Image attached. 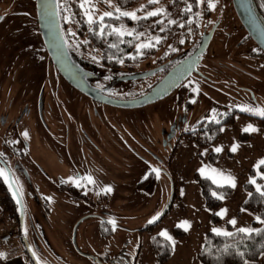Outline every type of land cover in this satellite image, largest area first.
I'll use <instances>...</instances> for the list:
<instances>
[{"label": "flooded vegetation", "instance_id": "flooded-vegetation-1", "mask_svg": "<svg viewBox=\"0 0 264 264\" xmlns=\"http://www.w3.org/2000/svg\"><path fill=\"white\" fill-rule=\"evenodd\" d=\"M54 2L67 53L84 71L86 82L106 96L120 98L116 94L117 88L119 84L127 82L134 85L138 83L143 89L146 86L145 91L174 64L200 52V59L194 70L167 93H174L178 99L193 94L194 85L189 83V77L194 76L197 81H211L199 70L198 64L205 50L210 47L214 32L220 30L225 35L230 33L224 29L228 25L225 13L230 16L237 42L246 44L245 55L257 63L264 61V52L240 26L230 0H212L216 3L214 9L208 8V0L205 3H197V0H175V3L172 0H162L161 4L170 16L149 17L140 21L128 17L120 20L105 18L106 24L112 27L123 25L129 30L145 32L146 35L140 37V41L129 36H95L88 31V25L84 22V9L79 7L81 0ZM94 2L97 16L104 11H113L108 4L98 0ZM113 3L122 10L133 11L142 4H147V0H113ZM188 4L192 5V11L184 12L183 9ZM137 15L143 16L144 12H137ZM65 16H69L70 21L66 22ZM169 19L176 20L177 23L169 25ZM156 20L163 23L155 24ZM181 24L183 27H180ZM165 26L166 31L160 32L159 29ZM93 28L98 31L97 25H93ZM69 30L75 36L70 35ZM155 35L166 39L156 47L144 50L143 56L130 58L136 55V43ZM119 39L132 40V43H120L119 50L108 47L111 43H119ZM85 40L88 41L87 44L83 43ZM181 40H184L183 44L180 43ZM172 48L176 51H172ZM119 59L124 62L119 63ZM133 74L144 76L120 80L121 77ZM132 95L136 96L134 93ZM115 107L124 108L86 96L56 71L40 37L35 0H0V168L5 169L13 187L10 188L3 177H0V183L5 201L14 214V221L10 220L15 225L14 235L20 238L27 259L28 253L33 256V252L36 254L33 258L39 264H44L46 258L58 259L45 235L46 230H49L47 215L51 208V198H71L83 202L87 210L80 213L76 221L92 218L98 224L100 233L108 235L112 232L113 225L110 221L115 219L111 216V211L104 208L101 199L107 197V192L103 191L104 184L118 177V174L114 161L110 171L104 169L102 128L104 112L111 110L110 117L115 120ZM229 108L236 110L234 115L259 118L235 107ZM229 108L222 109V115ZM61 116L62 122L59 118ZM175 121L171 123L174 131L179 129V123ZM25 131L29 134L27 138L22 135ZM105 134L113 140L111 130L105 129ZM165 139L167 140L166 136ZM129 142L127 138V149L135 153L133 144ZM115 146L118 147V143ZM141 147L145 151V147ZM111 152L110 156H114L115 150L112 149ZM89 175L94 179V184L81 179ZM152 179L153 170L147 168L135 185L140 190L148 191ZM75 180H80L82 186L77 187ZM14 192L19 195L14 196ZM1 199L0 193V210ZM115 221L116 227L121 226ZM84 254L101 264H126L131 255L125 248L117 251L113 257L100 253Z\"/></svg>", "mask_w": 264, "mask_h": 264}, {"label": "rangeland", "instance_id": "rangeland-1", "mask_svg": "<svg viewBox=\"0 0 264 264\" xmlns=\"http://www.w3.org/2000/svg\"><path fill=\"white\" fill-rule=\"evenodd\" d=\"M215 1L217 2V0ZM160 5L165 8L160 2L159 5H151L148 10ZM225 15L228 25L224 29L230 33L225 35L220 30L215 31L210 49L205 50L198 64L199 70L206 74L211 81L206 82L203 79L197 81L194 76L189 77L194 87H199V93L194 92L182 96L180 99L171 93L138 107H115L113 108L115 120L110 117L111 110L104 112L102 162L104 169L110 171L114 164L112 161H114L118 177L108 180V183L104 184V188L110 186L112 191L107 192V197H103L101 203L104 208L111 211V216L121 226H115V230L112 228V232L108 235L100 233L97 228L98 224L92 218L76 221V217L87 210V207L83 206V202L71 198H51L49 200L51 208L47 215L49 230H46L45 235L58 259L46 258L44 264H100L97 260L85 256L84 252L113 257L117 251L125 248L131 254L134 247H138L136 228L147 223L158 212L160 213L168 201L170 196L168 174L172 175L175 180L183 179L186 175L182 161H179L180 170L175 172L166 162L170 147L174 144L179 130L189 129L194 122L202 117L217 118L222 115L221 111L224 108L235 107L240 110L242 106L246 105L264 108V61L257 63L250 56L245 55L246 44L237 42L235 31L231 28L233 25L230 16L227 13ZM131 85L134 84L128 82L123 85L119 84L118 93H116L118 97H132L136 91L131 88ZM193 99H195V103H191ZM186 102H188L187 105ZM59 118L62 122V116ZM182 118L183 120H181ZM174 120L179 123V129L175 130L169 139L164 140L169 132V126ZM262 127L264 129L263 125ZM105 129L111 130L113 140L105 134ZM246 136L244 133L238 134L240 139H245ZM127 138L130 140L129 143L133 144L132 148L135 153L127 149L125 145ZM116 143H118V147L115 146ZM181 143L194 144L198 150L208 146L200 147L191 140L180 141L178 145ZM142 145L145 147V151L141 147ZM112 149L115 150L114 156H110ZM209 153L215 155L214 152L209 151L206 154L207 161ZM61 156L63 157V155ZM196 156L197 154L190 152L189 157L186 158L187 162L184 160L185 167L187 164L190 166L195 164ZM195 167H197L196 164ZM147 168L158 169L159 174L157 175L153 171L151 187L148 191H144L136 187L135 182L144 175ZM262 178L264 179L261 176ZM253 186L256 188L255 185ZM203 209L205 212L197 213L194 218L196 222L199 220L197 226L215 225L209 223L208 216L210 213L215 214L216 208L212 212L206 208ZM162 220L163 217L156 225L164 226L168 223L163 224ZM254 220L256 221V218ZM188 221H190L191 227L195 226L192 218ZM73 226L75 228L72 233ZM188 231L191 232L192 229L189 228ZM0 252L7 254V259L0 260V264H6L7 260L13 257H18L21 264H30L17 235H13L7 243H0Z\"/></svg>", "mask_w": 264, "mask_h": 264}, {"label": "crops", "instance_id": "crops-1", "mask_svg": "<svg viewBox=\"0 0 264 264\" xmlns=\"http://www.w3.org/2000/svg\"><path fill=\"white\" fill-rule=\"evenodd\" d=\"M249 123L258 128L259 131L256 133L243 132L242 129ZM221 126L220 127L223 128L224 131L219 130L216 139L207 147L198 150L195 148L194 144L181 143L170 157L168 163L171 169L174 172L179 171V161H182V166L186 170V175L183 179H174L176 197L171 200L169 210L162 220L163 224L165 222L168 223L164 224V226H158L156 223L150 232L144 230L136 232L138 236V247L134 258V264H157L150 247L149 238L151 234L160 236L159 233L163 230L168 231L169 235L172 236L175 241V244L173 245L171 241L160 236L164 238L170 246L169 255L161 264H200L197 259V251L203 242L206 231L213 232L212 229L214 228L222 231H238L241 227L253 228L251 222L255 221V216L248 210H241L244 209L241 207V204L247 194L242 184L250 179V177H248V169L255 168L257 162L264 157V149H262L264 146V129L257 118L243 114H235L230 124H223ZM239 133H244L247 136L245 139H240L238 138ZM233 144L239 145L235 153L230 150ZM216 147H221L223 150L217 153L214 151ZM209 151L215 154L211 162L206 160V154ZM190 152L197 154L194 159V161L196 160L194 163L197 167H195V164H192V166L187 164V167H185L184 160L186 161ZM197 159H200V161H197ZM201 168H205L206 174H201L199 171ZM211 169H217L218 172H222L225 176H233L236 180V187L232 188L226 185L230 188V193L220 201L215 209V215L219 218V221L210 223L208 216L209 223L215 225L197 226L199 220L196 222L194 218H196L197 213L205 212L203 209L205 207L198 186L192 178V173L197 172L199 175L208 178L212 184L219 185L213 183L212 178H210L214 175ZM216 179L220 180L221 178L217 176ZM262 179L261 181H263L262 183L264 184V179ZM193 200H195V203H193ZM222 209H227L226 214L223 216L217 215L216 213H219ZM240 213L241 215H239ZM191 218L193 222H195V226L190 227L194 233L180 228L183 231L182 236L174 237L171 234L172 227H177L176 225L182 220H189ZM231 219H235L237 223L235 225L230 224L229 221ZM225 224L227 226H225ZM6 264H21V262L18 257H13L8 259ZM242 264H245V261ZM247 264L260 263L258 260H247Z\"/></svg>", "mask_w": 264, "mask_h": 264}, {"label": "trees", "instance_id": "trees-1", "mask_svg": "<svg viewBox=\"0 0 264 264\" xmlns=\"http://www.w3.org/2000/svg\"><path fill=\"white\" fill-rule=\"evenodd\" d=\"M253 2L258 12L264 19V0H253ZM131 88L136 91L134 95H137L147 87L144 86L143 89L141 85L136 83L135 85H131ZM235 112L236 110L234 108H229L222 116L214 119L201 118L194 122L189 129L180 131L174 141V144L170 147L166 162H169L170 157L172 156L180 141L191 140L200 147L208 145L218 135L221 125L230 124L232 122V117ZM258 119L264 126V118L259 117ZM217 120L219 121V123H216ZM193 129L195 130L193 131ZM213 158V153H209L207 155L208 161L211 162ZM258 171L264 172V166H261L259 170L256 167L249 168L247 171L248 176L250 178H255L258 184L264 185L263 183H261V176L255 174L256 172L258 173ZM192 177L196 185L198 186V190L202 198L204 207L211 212L219 205L221 201V199L213 196V192H216L218 195L223 194L224 197L228 196L230 193V188L228 186L224 185L223 187H221L219 185H214L205 176H201L193 172ZM168 178L171 187V199L168 202L167 207L164 210V213L160 216L159 220L168 212L171 200L176 197L174 177L168 174ZM242 187L246 190L247 194L241 204V207L251 212L255 216V218L260 217L261 220H264V197H262L260 193L256 191V188L253 186V184L249 183V180L245 181L242 184ZM0 193L2 195L0 211L7 220L14 221V214L6 203L7 201H5L6 198L4 196L1 183ZM249 193H251V195H249ZM159 220L152 224H149L147 222L141 226H138L136 228V231L144 230L150 232L152 227ZM209 220L211 223H216L219 221V218L214 213H210ZM251 225L253 228L260 229L261 231L258 233L253 232L249 235L246 233H240L237 230H229L228 232L233 233L232 236L217 235L216 233L206 231L204 234L203 242L197 251V259L200 264H242L247 260H258L260 264H264V256L262 255V253L264 252V223H261L256 219V221L251 222ZM225 226L227 225L225 224ZM171 234L174 237H179L183 235V231L178 227H172ZM149 243L154 254L155 262L157 264L163 263L167 259L170 252V246L168 242L164 238L156 234H151ZM136 251L137 246L134 247L133 253L129 255L130 258L126 261V264H134ZM241 252L244 253L243 257L239 255V253Z\"/></svg>", "mask_w": 264, "mask_h": 264}, {"label": "water", "instance_id": "water-1", "mask_svg": "<svg viewBox=\"0 0 264 264\" xmlns=\"http://www.w3.org/2000/svg\"><path fill=\"white\" fill-rule=\"evenodd\" d=\"M232 11L248 37L253 43L264 52V19L258 12L253 0H230ZM36 18L40 37L45 46L47 55L54 65L56 71L64 80L70 83L77 90L88 97L107 103L110 105L133 108L151 103L173 89L187 74L194 70L195 64L200 59V52H195L189 57L174 64L165 74L152 86L140 94L129 98H114L106 96L86 82L84 71L77 65L67 53L64 40L60 32L57 16L50 17L49 12L55 10L54 0H35ZM200 51V50H199ZM144 76V74H133L121 77L120 80L133 79ZM174 134L172 124L166 138L169 139ZM170 196L165 207L161 210V215L167 207ZM75 226L72 227V233ZM28 253V252H27ZM31 264H39L32 255L28 253ZM98 261V260H97ZM100 263V261H98ZM101 264V263H100Z\"/></svg>", "mask_w": 264, "mask_h": 264}, {"label": "snow or ice", "instance_id": "snow-or-ice-1", "mask_svg": "<svg viewBox=\"0 0 264 264\" xmlns=\"http://www.w3.org/2000/svg\"><path fill=\"white\" fill-rule=\"evenodd\" d=\"M98 2H102L105 4H108L113 11H104L103 13L99 14L98 16L96 15V3L94 2V0H81L79 7L81 9H84L83 12V16L86 18L84 20V22L88 25V31L90 33H92L95 36L98 37H106V36H116L117 38H122L124 36H129V37H133L134 40L136 41H140V37H144L146 35L145 32H137L135 29H126L123 27V25H121L120 27H112L110 24H106L105 22V18H110V19H115V20H120L122 17H128L132 20L135 21H140V20H147L149 17H159V16H170V13H168L167 9H165L163 6L160 7H156L152 10H148V6L149 5H159L161 0H147V4H142L140 6V8L133 10V11H126V10H122L119 6H117L116 4L113 3V0H98ZM173 3H175V0H172ZM218 2V0H217ZM197 3H205V0H197ZM208 8L214 9L216 7V3L212 2V0H208L207 3ZM57 7H59V5H57ZM143 11L144 15L143 16H139L137 15V12ZM184 12H191L192 11V5L188 4V6L186 8L183 9ZM59 13L55 10L51 11L48 13V15L50 17H55L57 16ZM197 15H199V13H197ZM64 20L66 22L70 21V17L69 16H65ZM163 23V21L161 20H156L155 24H161ZM177 21L173 20V19H169L168 20V24H176ZM188 23H191V21H188ZM93 25H97L98 26V31L95 30L93 28ZM155 25H153L154 27ZM180 27H183V24L180 25ZM110 29V30H107ZM160 32H165L166 31V26L165 27H161L159 29ZM69 34L72 36H75L74 32H71V30H69ZM164 39H166V37H161L159 35H155V36H149L147 38V40L142 41V42H138L136 43L135 47H136V55L130 57L131 59H137L140 56L144 55V50L146 49H151L156 47V45L160 44ZM83 43L87 44L88 41L85 40L83 41ZM120 43H132V40H128L125 41L123 39H119V43H111L108 45L109 48H113V49H118L119 50V44ZM181 44L184 43V40L180 41ZM172 51H176L175 48L171 49ZM165 55H167V53H165ZM114 58V57H113ZM93 59L95 60L96 57H93ZM119 63H123L124 60L123 59H119L118 60ZM110 78V77H109ZM189 83H193L192 81H189ZM193 92L199 93V87H193L192 89ZM195 99H193L191 101V103H195ZM240 110L242 112H249L252 113L253 115L259 116L264 118V108H256V107H252V106H242L240 108ZM215 111V110H213ZM214 119V118H213ZM216 123H219V121L217 120ZM195 129H193L194 131ZM220 131H224L223 128L220 129ZM243 132L245 133H256L257 131H259L258 128L254 127L251 123H249L246 127H244L242 129ZM22 135L27 138L28 137V132L25 131L22 133ZM239 148L238 144H233L231 146V152L235 153ZM223 149L221 147H216L214 149L215 152L220 153ZM0 155H2V153H0ZM261 166H264V159H260L257 164L255 165V167L259 170ZM153 171H155L157 173V175L159 174V170L158 169H153ZM199 171L201 172V174H206L205 168H201L199 169ZM211 172L214 174L212 177L213 183L219 184V186L223 187L224 185H228L232 188L236 187V180L233 176L231 175H227L225 176L222 172H218L217 169H211ZM258 175L264 177V172H259L258 171ZM219 176L221 179L217 180L216 177ZM0 177H3L5 179V182L9 183V187H13L12 183L10 182V178L8 176V174L6 173L4 168H0ZM146 178V177H145ZM71 179V178H70ZM81 179H84L87 181L88 184H94L95 181L92 178L91 175L87 176V177H83ZM222 180V183H221ZM76 183L77 187H81V183L80 180H75L74 181ZM249 183L253 184L256 186V191L258 193H260V195L262 197H264V185L258 184L255 178H251L249 180ZM103 191L105 192H111L112 188L109 186L105 189H103ZM14 196H18L19 193L18 192H14L13 193ZM249 195H251V193H249ZM213 196H216L218 199L223 200L224 199V195L223 194H217L216 192H213ZM242 211H244L245 209H241ZM227 212V209H222L219 213H216L219 216H223L225 215ZM161 216V213H157L156 215H154L151 219L148 220L149 224H152L154 222H156L157 220H159ZM256 219L258 221H260L261 223H264V220H261L260 217H256ZM110 223L113 225V230H115V225H116V221L112 220L110 221ZM230 224L235 225L237 223V221L235 219H231L229 221ZM179 228L184 229L185 231H188L189 228L191 227V223L188 220H182L180 223H178L176 225ZM26 231V230H25ZM213 232H215L217 235H223V236H232L233 233L232 232H228V231H222L220 229H212ZM260 229H255V228H245V227H241L238 229V232L240 233H246V234H251L253 232H260ZM160 236L165 237L167 240L171 241L172 244H175V241L173 240L172 236L169 235L167 230H163L159 233ZM227 250V249H226ZM239 255L241 257H243L244 253H239ZM36 254L35 252H33V257H35ZM7 259V254L4 252H0V260H4ZM245 264H247V261H245Z\"/></svg>", "mask_w": 264, "mask_h": 264}, {"label": "built area", "instance_id": "built-area-1", "mask_svg": "<svg viewBox=\"0 0 264 264\" xmlns=\"http://www.w3.org/2000/svg\"><path fill=\"white\" fill-rule=\"evenodd\" d=\"M15 225L9 221L0 211V243H7L14 235Z\"/></svg>", "mask_w": 264, "mask_h": 264}]
</instances>
